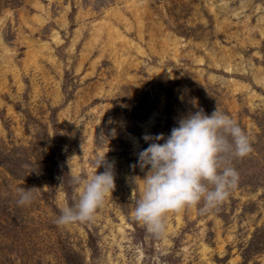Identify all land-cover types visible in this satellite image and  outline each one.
I'll list each match as a JSON object with an SVG mask.
<instances>
[{
  "label": "rangeland",
  "instance_id": "rangeland-1",
  "mask_svg": "<svg viewBox=\"0 0 264 264\" xmlns=\"http://www.w3.org/2000/svg\"><path fill=\"white\" fill-rule=\"evenodd\" d=\"M138 1L137 26L126 0H0V264H264V0ZM105 23L136 48L94 37ZM214 108L252 143L232 160L237 185L154 236L133 216L141 136ZM105 152L111 195L58 226L72 178ZM18 187L37 188L31 203Z\"/></svg>",
  "mask_w": 264,
  "mask_h": 264
},
{
  "label": "clouds",
  "instance_id": "clouds-1",
  "mask_svg": "<svg viewBox=\"0 0 264 264\" xmlns=\"http://www.w3.org/2000/svg\"><path fill=\"white\" fill-rule=\"evenodd\" d=\"M141 139L147 147L137 154V166L144 175L133 216L157 237L165 233L170 212L198 204H202L201 211H209L225 201L239 179L232 160L252 152L248 134L217 108L210 114L203 109L187 113L167 136L143 134ZM105 154L94 160L92 172L72 178L78 198L61 205L55 220L58 226L91 220L111 195L114 163ZM98 168L103 171L97 173ZM36 189L18 187L17 204L31 203Z\"/></svg>",
  "mask_w": 264,
  "mask_h": 264
},
{
  "label": "bare ground",
  "instance_id": "bare-ground-1",
  "mask_svg": "<svg viewBox=\"0 0 264 264\" xmlns=\"http://www.w3.org/2000/svg\"><path fill=\"white\" fill-rule=\"evenodd\" d=\"M127 2V8L132 11L134 17H135V20H136V23H137V26L138 25H141L142 24V18L141 16H139V13H140V10L142 8H144L143 6H139L138 4L140 3L138 0H126ZM110 15H114L116 16V13L113 12V13H110ZM122 17V16H121ZM122 23V22H121ZM127 23V22H126ZM109 24V23H108ZM105 31V34L108 36L107 38V45L108 46H113L115 45L116 43H119L121 45V47H123L124 49H130V48H136L134 47L129 41H127V38H125L124 36H122L121 33L117 32V30L115 28H112L111 25H106L103 24V25H99V27L97 26L94 30V34L96 37L98 34H101V31ZM55 34V33H54ZM104 34V35H105ZM78 36V35H77ZM55 39H57L56 37H54ZM74 40V39H73ZM56 41V40H55ZM164 43L166 44V46H168V43H166L164 41ZM133 46V47H132ZM113 48V47H111ZM138 50V49H137ZM113 51V50H112ZM139 51V50H138ZM116 53V52H115ZM113 54V52H112ZM120 56V55H118ZM116 58V56H115ZM122 58V57H120ZM120 62V61H119ZM124 62V61H123ZM119 228V227H118Z\"/></svg>",
  "mask_w": 264,
  "mask_h": 264
}]
</instances>
